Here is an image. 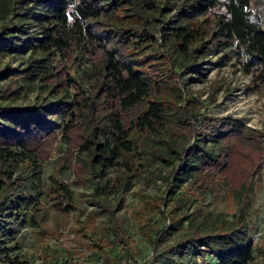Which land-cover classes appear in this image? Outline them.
<instances>
[{"label":"rangeland","instance_id":"obj_1","mask_svg":"<svg viewBox=\"0 0 264 264\" xmlns=\"http://www.w3.org/2000/svg\"><path fill=\"white\" fill-rule=\"evenodd\" d=\"M81 1L65 0L70 23ZM87 1L104 8L87 23L143 80L146 93L122 110L104 55L98 51L89 64L90 40L74 36L63 71L80 81L76 89L59 74L54 45L38 46L62 26L54 0H0V47L21 43L7 52L1 47L0 105L32 112L22 131L41 151L38 180L32 161L17 153L8 163L1 151H18V136L0 134L2 204L4 189L28 191L31 199L12 223L14 208L0 205V221L11 227L0 234V264H218L203 245L213 239L250 243L254 256L245 264H264V57L223 28L228 4L239 1L217 0L204 12L192 9V0ZM246 2L247 17L264 30V0ZM187 32L190 41L177 46ZM74 100L75 127L67 135L62 110ZM118 112L132 150L99 174L84 146L92 138L89 118L101 133ZM202 140L217 156L184 176L180 166ZM179 176L185 178L176 182ZM117 227L130 248L115 239ZM52 230L62 234L55 238Z\"/></svg>","mask_w":264,"mask_h":264},{"label":"trees","instance_id":"obj_2","mask_svg":"<svg viewBox=\"0 0 264 264\" xmlns=\"http://www.w3.org/2000/svg\"><path fill=\"white\" fill-rule=\"evenodd\" d=\"M216 1L217 0H192V2L197 5L195 6L192 4V9H200L204 12L207 11L209 7L216 4ZM238 1L239 2L231 1L228 4V9L231 15L229 20H226L223 23V28L227 30L229 35L235 37L240 42V45L243 46L248 53L257 57H264V30H261L259 27H257L256 24L247 17V12L245 10L247 0ZM51 5L53 6L52 9L54 10L56 17L60 19L62 26L55 35L50 33L45 34V36L39 40V42L42 43H40L38 46L39 48L44 49L45 47L54 45V49H57L59 56V62L56 64L57 67L59 66L58 69H60L59 74H62V77H66L68 80H70L76 89L80 88V81L72 76L70 70H66V72H64L63 68L67 65V51L71 46L70 41L75 39L74 36H77V38L81 37L82 39L84 37V39L90 40L92 45V49L90 51L92 56L88 57L87 60L89 64L94 62L96 59L94 54L98 51L102 52L104 55L106 64L105 67L114 78L115 86L118 88V92L120 94L118 99L120 108H122V110L130 109L139 103L146 93L143 80L135 74L130 66L116 58L113 49L110 47V42L106 38L95 33L94 29L91 28V25L87 23V20L89 19L102 17L104 12L103 6H101L99 2L92 3L91 1L87 0L79 2V4L76 5V11L79 14V18L76 22L70 23V17L65 8V0H54V2H51ZM55 15L52 14L53 17H55ZM12 29H16V27H12ZM190 34V32H187V34L182 35V40L184 42L180 40L181 43L178 42L176 45L181 46L183 43V46L185 47L187 40L189 39L188 36H191ZM8 36L10 38H14L16 34H8ZM20 44L21 43L10 41L9 44L3 45L1 47H3L5 52H7L9 50L11 51L12 49H15L18 46H21ZM6 47H8V50H6ZM3 53H0V55H3ZM19 87H21V85H19ZM77 101L74 100L73 103L69 104L70 106L68 105V108L62 110V114L69 116L63 127V132L67 135L75 127V122H72V117L74 116L75 112H73V110L69 111V108H75L77 106ZM88 106L90 109L91 106ZM152 110L156 111L157 108H149L146 113L151 112V114H155ZM10 113L11 116H9ZM30 115H32L31 111L23 114L17 111H9L6 109V106L0 105V134L5 135L6 133H12L18 136V140L14 142L18 151L15 150L14 152L13 150L7 148L1 151H4L3 154L9 157H7L8 163L12 162L11 160H13V156L17 153H19L20 156H22L25 160L29 159L32 161V174H34L35 178L39 180L41 178V168L39 165L41 151L38 148V144L33 145L34 138H32L30 134H27L28 132L22 131L23 129L29 127L28 121L32 117ZM141 118V120L147 121V117L145 115ZM112 119V124L110 123V125L104 127L100 133L98 131V126L94 122V116L90 115L89 118L92 138L87 140V144L85 143L84 146H88L87 149L92 151L93 155L91 161L93 162V166L98 168L99 174H103L106 170L105 168L120 165L123 154L129 153L132 150L130 140L128 139V132L124 127L120 113H115ZM188 123L190 128H188L186 134L188 137L192 138L193 123ZM88 143H92V145L90 146ZM214 149L215 146H213V144L204 145L203 140L202 144L195 142L192 146V154L189 155L188 160H184L185 162H183L180 166L181 172H183L184 176L189 177L193 175L195 170L200 169L202 164L205 163L207 159L214 160L213 157L217 156V153ZM3 171L6 173L8 172L7 170ZM181 172H178V174ZM184 176L175 177V181L179 182L184 180ZM20 190L19 188L13 189V191L4 189L3 194L6 195V198L4 197V200H6L4 204H2L3 200L0 198V205H3L4 208L7 206L10 207L11 205V207L14 208V210H11V214L9 215L10 219L7 218L8 221L11 220L10 223H12L13 219L14 221L19 219L20 213L25 207L29 205V201L31 200L28 191L25 192L26 194L22 195ZM0 210L2 211V208H0ZM10 230L11 227H6V225L2 224V221H0V234L7 233V231ZM114 231V237L117 239L120 246L123 248H130L131 246L125 240L122 228L117 227ZM61 234L62 232L58 230H52V236L55 238L59 237ZM217 241V239L205 241L203 242V245H208L211 247L212 253L216 256H219L218 264H245L249 261V259H251V257L254 256L250 243L226 241L227 243L222 245ZM211 242L213 243L211 244ZM192 245L195 246L193 243ZM172 264H181V261L174 259Z\"/></svg>","mask_w":264,"mask_h":264}]
</instances>
